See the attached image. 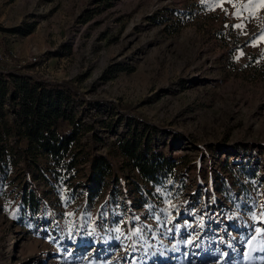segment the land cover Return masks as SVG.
Instances as JSON below:
<instances>
[{
	"label": "rangeland",
	"instance_id": "374dc122",
	"mask_svg": "<svg viewBox=\"0 0 264 264\" xmlns=\"http://www.w3.org/2000/svg\"><path fill=\"white\" fill-rule=\"evenodd\" d=\"M0 52L9 87L35 56L94 104L72 178L39 155L0 180V264H264L261 0H0ZM135 127L175 163L159 184L117 151Z\"/></svg>",
	"mask_w": 264,
	"mask_h": 264
},
{
	"label": "trees",
	"instance_id": "16d2710c",
	"mask_svg": "<svg viewBox=\"0 0 264 264\" xmlns=\"http://www.w3.org/2000/svg\"><path fill=\"white\" fill-rule=\"evenodd\" d=\"M28 66L24 69L34 67ZM10 68L11 71L6 72L11 87L2 79L0 69V180L7 177L13 161L19 159L28 165L39 155L49 160L47 171L69 180L75 174L77 163L90 156L79 136L92 130L82 118L91 106L94 108V104L84 97L71 79L54 80L26 73L20 67ZM4 105L12 115L13 128L2 120ZM136 128L117 139V151L141 177L159 184L171 175L175 163L150 152L148 140L142 139V132ZM7 136H11L14 148L5 145ZM91 136L95 134L92 132ZM109 166L103 155L89 157L91 180L101 179ZM32 200L33 193L25 189L22 204L34 206Z\"/></svg>",
	"mask_w": 264,
	"mask_h": 264
},
{
	"label": "built area",
	"instance_id": "2783aa9c",
	"mask_svg": "<svg viewBox=\"0 0 264 264\" xmlns=\"http://www.w3.org/2000/svg\"><path fill=\"white\" fill-rule=\"evenodd\" d=\"M9 58L8 56H5L3 55L1 52H0V60H3V61H8ZM40 62V59H38L37 57L35 56H31V57H28L27 59L25 60H22V61H19L18 62V65H16L17 67H20L21 71L24 70V66L26 63H32V64H36L35 65V68L40 66L42 63H39Z\"/></svg>",
	"mask_w": 264,
	"mask_h": 264
},
{
	"label": "snow or ice",
	"instance_id": "6c2138e0",
	"mask_svg": "<svg viewBox=\"0 0 264 264\" xmlns=\"http://www.w3.org/2000/svg\"><path fill=\"white\" fill-rule=\"evenodd\" d=\"M261 6H264V0H261ZM237 27H240V26L237 25Z\"/></svg>",
	"mask_w": 264,
	"mask_h": 264
}]
</instances>
